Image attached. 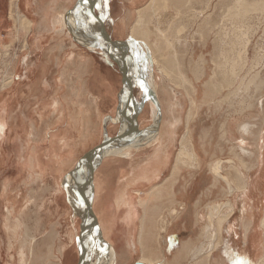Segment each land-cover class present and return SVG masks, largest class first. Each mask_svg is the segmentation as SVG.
I'll list each match as a JSON object with an SVG mask.
<instances>
[{
    "label": "crops",
    "instance_id": "1",
    "mask_svg": "<svg viewBox=\"0 0 264 264\" xmlns=\"http://www.w3.org/2000/svg\"><path fill=\"white\" fill-rule=\"evenodd\" d=\"M77 1H24L27 12L33 15L32 19L26 15H21V18L31 23L33 35L30 42L36 48L32 57L36 59L30 67L25 66L24 89L17 91V97L19 102L33 103L35 117L23 123L19 117H11L9 129L13 122L27 128H21L23 133L17 136L18 152H11L8 144L7 150L0 155V261H4L3 264L78 262L73 212L61 189L62 179L69 171L64 168V163L72 160L77 163L83 156V150L88 149V143L94 145L102 141V133L107 132V127H104L106 119L117 117L123 79L118 65L109 55L98 50H75L72 33L70 36L58 28L56 17L69 14ZM149 1L107 0L104 24L112 40H130V30L138 12L145 10ZM9 10L14 11L13 8ZM144 21L148 23V19ZM49 33L58 36L50 38L52 47L48 53L39 54L40 40ZM25 41L22 39V44ZM3 42L0 41V45ZM7 43L10 45L9 41ZM187 44L201 47L197 42ZM252 57L254 62L258 61L257 55ZM23 59L32 62L31 58ZM195 60L198 62L196 66ZM175 62L178 69L173 65L169 76L163 72L157 74L158 93L163 95L160 120L163 122L161 131L164 132L152 136L146 145L130 150L127 155L103 159L93 175V212L102 237L113 249V264H227L219 260L218 250L206 245L207 238L203 234L204 218L210 207L218 204L212 198H218L221 190L225 193V188L218 189L222 182L212 177L210 167L215 161L230 160L228 155L231 152L235 154L241 141L250 157L264 150V129L261 132L253 126L254 123L264 125V83L258 87L256 79L253 81L248 97L245 94L247 107L241 115L236 113V102L228 100V104L234 107V126L231 127L230 123L229 131L223 127L222 134L217 137L213 122L216 105L211 100L217 87L216 82L213 86L210 83L214 76L211 56L201 55L200 59L191 61L182 57ZM201 66L202 73L196 74ZM206 66L210 67L209 72ZM206 75L207 93L204 96L210 100L196 102L192 96L198 92L203 94L205 90H196L194 77H198L200 82ZM261 77L264 73L254 78ZM30 87L36 88V92L29 91ZM145 114V118L141 116L143 123L140 124L149 126V118ZM107 123L110 125L109 121ZM245 123L251 127L247 134L240 131V126ZM111 124L117 125L118 130L120 125ZM228 132L236 137L233 144L228 143ZM10 133L7 142L10 141ZM251 138L256 139L254 148L249 143ZM181 151H187L183 157L193 160L179 162ZM11 158H16V161L9 176ZM185 163H190L189 167ZM186 173L199 177L189 182L185 178L180 180V175ZM194 192L197 197H194ZM180 206L183 208L178 210L175 218L168 216L171 210ZM152 216L161 220L155 229L148 223ZM164 217L172 219L168 221ZM178 220L180 229L170 231V228L178 229ZM161 225L163 232L160 231Z\"/></svg>",
    "mask_w": 264,
    "mask_h": 264
},
{
    "label": "rangeland",
    "instance_id": "2",
    "mask_svg": "<svg viewBox=\"0 0 264 264\" xmlns=\"http://www.w3.org/2000/svg\"><path fill=\"white\" fill-rule=\"evenodd\" d=\"M24 1L25 0H19V2L17 1L14 2V0H0V41H4L3 42L4 44L0 45V83H4V82L6 83L8 81H11L10 86L5 87L3 91H0V115H2L5 118V124H6L4 132L0 131V155L3 152V150H7L8 144H9L10 151L16 154L19 150L17 136L23 133L22 129L25 130L24 128H27L26 126L19 127V125H16L13 122L12 126H10V129H9L8 127H9V123L11 122V120H13V118L19 117L20 123L21 121L23 123V121L27 119L32 120L35 117V110L33 107V103H27V102L22 103V101L19 102L18 97H17V91L19 92L20 89H24L22 83L26 81V79L24 78V74L26 73V69H25L26 67L23 64V60L25 61V59L23 58H26V59L31 58L32 62L30 63V66L32 65L33 61L36 59L32 57L33 55L30 54V48H28L30 47V40L33 35L31 33V23L28 22L29 29H27L26 26L28 23H26V26H25L24 25L25 22H23L24 24H22V21H21L23 20V18H21V15H26L28 19H32L31 17L33 15L31 12H27V4L24 3ZM163 2L162 0L155 1L154 2V5H156L155 11L147 13L144 17V19L145 18L148 19V23L144 21L143 23L144 27L139 31V33L141 34L137 38L141 39L143 43L145 42V45L141 44L140 47L139 46L137 47L136 45H134L135 47L133 46V48L136 52L138 49L139 52L142 54H144L143 53L144 51L146 52V54L147 53L149 54L151 52V57L153 58L151 62V65H152L151 67L153 71V78H154L153 80L156 85L158 84L157 74L160 71L159 69L165 70V72H167V75H170L169 70L171 69L173 65H176L175 69L177 70L178 68H177V64L175 61H177L178 59L181 60L182 57H185L187 61H191L193 59H198V58L200 59L201 55L202 57H205V56L209 57V55L211 56L212 62H214L213 63L214 76L213 78H211L212 81L210 83H212V86H213L214 83L216 82V87H217L216 88L217 92L215 91L216 93L211 99L212 101L214 100L215 105H216L215 106L216 115L213 119V122L215 124V130H216L215 134L217 135V137H220V135L223 132V127H225L227 131H229L228 125L231 123V127L234 126V122H233L234 107L232 104L231 105L228 104V100H231V102H236L235 103L236 113L240 114L244 112L245 108L247 107V104L245 102L247 99L246 95L248 97V94H249L248 90L249 88L252 89L253 83H254L253 81L255 79L258 80L257 78H254V77L256 76L259 77L263 75L264 73V67H263L264 65V0H163ZM14 3H15V6H14ZM12 8L14 9V11L9 10ZM86 9L85 10L83 9V10L88 12ZM94 10H95V13L96 12L97 14L99 13V16H103L101 3L97 4ZM201 12L204 15L203 14L200 15ZM197 15H200V17H198ZM88 22L89 24L92 23V21H89V20ZM178 22L180 23L178 24ZM202 22L210 23L211 33H208L206 31L205 34H208V36H204L203 34L202 38L199 39V37L195 36L194 34L197 33L199 26L203 24ZM222 25H224V27ZM104 27L106 28V25ZM180 27H182V29ZM84 28L85 27L81 28L79 26H78V29L76 28L75 30L76 34L75 35L72 34L75 40L80 42V40L77 38L81 39L87 36L84 32L85 30ZM221 30L223 31V34L225 31L227 32L228 38L226 37L225 39H229L228 41H231V39L233 40L232 45L230 44L226 45L225 43L223 44L222 38L220 36ZM67 32L71 36L70 31L67 30ZM63 35H66V34H63ZM53 36H58V35H56L55 33L53 34L49 33V34H46L44 37H42V39L40 40L41 48L39 47L40 49L38 50L39 54L48 53V50L52 47V45L50 44L51 43L50 38ZM181 37L182 39L178 40V38H181ZM27 38H29V40ZM158 38L161 40H159ZM22 39L23 40L26 39L27 41H25L24 44H22ZM8 41L10 45L7 43ZM196 42L200 43L201 47H199V45H188L187 44V43L190 44V43H196ZM205 43H208V45L204 46L203 44ZM6 45L8 46L4 47ZM24 45H26L25 46L26 48L23 47ZM74 46H77L75 47L76 48L75 50H79V51L86 52L85 51L86 49L89 51L92 50L90 49L91 47L88 48L86 44L79 45L76 43ZM227 48L229 51L233 52L234 55L231 54V52L228 53ZM97 50L100 51L99 49H96V48H94V50L92 51L96 52ZM252 55L258 56V58H256L258 60L257 62H254L255 60H253ZM3 56H6L5 59L4 58L2 59ZM18 56H20V58H19V61L17 62L15 60L18 59ZM225 58L227 59L225 60ZM11 59H13L14 61H12ZM243 59H245V64H243ZM16 62L18 64V69L14 71V69L17 67V65L14 64ZM194 64L196 66L198 62H196L195 60ZM242 65H244V68L242 67ZM206 67L208 69L207 72H209L210 67L208 66ZM142 69L144 71V68ZM195 73L196 74L202 73V66L201 68L198 67ZM215 75H218V76L216 77ZM207 76L208 75H206L205 78L202 77L200 82H199L198 77H194L195 78L194 80L196 83L195 85L196 90L197 89L205 90V88H207L205 86L206 84H204L205 81L208 82ZM260 81H262L261 83L262 85L264 83V77H261L259 78L258 81H256V83L258 84L257 85L258 87H260ZM18 84L20 85L17 86ZM187 85H189V81ZM139 90L140 89L138 87L136 88V86L133 88V92H134L133 95L135 97V100L138 103L141 102L139 97H141V94H142L141 91ZM206 91L207 90H205L203 94H201V92H198V94L193 95L192 96L193 100L195 99L196 102H209L210 98L207 99L204 96L207 93ZM208 93H209V90H208ZM159 103H160V99H159ZM238 105L240 108L238 107ZM207 107H209V104H207ZM24 115H25V118L23 117ZM243 121L247 122L248 120L244 119ZM111 125L113 124L110 123L109 127L107 126L106 134L108 137H114L120 131V126H118V130H117V125H113V126ZM253 125L255 126V128H258V130H260L261 132L264 129V125L263 126L256 125L255 123ZM138 126L140 130H144L148 128V126H146L145 124H142V125L138 124ZM241 128H242V125L240 126V131L243 134H247V133H244L245 130H242ZM9 132H11L10 137H9L10 141L7 142ZM255 133H257V129L255 130ZM226 138L228 140V143L232 142L233 144V140L236 137L230 132H228ZM100 143L101 142H96L94 143V145L93 143H88L89 147L88 149L83 150L82 155H84L86 152H88L95 146L99 145ZM249 143H250V146L254 148V146L256 145V139L251 138ZM243 147H244V143L243 141H241L240 146H237V151H235V154L231 152V154L228 155L229 157L227 158L232 160L233 163L230 164L229 168H228L229 164L226 166L224 165L225 169L222 172L224 176L226 175L228 176V178L231 177L232 180L234 179V177L236 178L235 175L237 174L236 179L239 180L240 186L244 183L243 181L248 179L249 176L247 175H250V173L254 172L253 170H255V168L257 167V161L259 160V157L261 156L260 153H263V150H262L258 152L259 154L256 153L254 154V156L250 157V153H248L247 150H245ZM251 147H248V149ZM226 153L228 154V151H226ZM257 156L259 157L257 158ZM255 157L256 159H254ZM223 158L225 159V157H219L218 159H223ZM184 160L188 161V158L187 159L185 158ZM15 161H16V158H11L10 166H9L10 173H7L9 176L12 174V171H13L12 165L15 164ZM222 162H225V161H222ZM239 162L240 163L242 162V164H240ZM189 165L190 163H185V166L189 167ZM238 170L239 172H241L240 175L242 174L245 178L242 177V175L240 176L237 173ZM95 174H96V169L93 175ZM0 177H1V163H0ZM195 177H199V175H195L193 173H186V174L180 175V180H183L185 178V180H187L188 182L195 181L194 180ZM263 185L259 184L258 188H263L264 187ZM221 188H225V186L222 183H219L218 189L221 190ZM197 193H198V190H197ZM193 194H194V197L198 196V194L196 195L195 192ZM225 195L226 193H224V190L223 191L221 190V192L218 193V198H215V199L212 198V200L215 203L218 202L219 205L222 203H226V201L231 203L232 197L231 196L227 197ZM212 207H210V209ZM218 215L220 216L221 214H218ZM219 216H217L216 214L215 216H212V217L216 218ZM0 219H1V208H0ZM163 219L164 220L166 219L168 221L171 220L170 218H165V217ZM180 220H178V229L170 228L171 229L170 231L172 230L178 231L180 229V226H181L179 224L181 223L179 222ZM160 222L161 220H159L158 217L152 216L148 218V223L150 225V228L152 227V229H155V226H157L158 224L160 225ZM79 223H80L79 219H74V225H75V230L77 231V236L79 234ZM234 230L235 232L239 234V236L234 237V240L238 241L237 237H241L243 235V230H241V228L239 227H236ZM256 230H258V228H256ZM258 232H257L258 233L257 236L258 235L261 236L262 232H260V230H258ZM0 243H1V239H0ZM0 251H1V245H0ZM252 251L251 249L244 250L245 254L242 255L243 256L242 263H244L247 260H248L247 264H253L255 262L254 259L256 258L257 251L255 250H252ZM263 259L264 257L262 258V260ZM3 262L0 261V264H3Z\"/></svg>",
    "mask_w": 264,
    "mask_h": 264
},
{
    "label": "bare ground",
    "instance_id": "3",
    "mask_svg": "<svg viewBox=\"0 0 264 264\" xmlns=\"http://www.w3.org/2000/svg\"><path fill=\"white\" fill-rule=\"evenodd\" d=\"M16 1L17 0H14V2H16ZM88 1H90L91 5H93L94 8L96 7L97 4L101 3V0H88ZM155 1H157V0H150L149 4L147 5V8L141 12H138V16L136 18V22L134 24V27L132 30H130L131 38H130L128 44H126L124 47V54L127 58V61H129V63H131L133 65V67H136L139 70L144 68L145 76L143 75V71H142L141 75L144 78L142 76L137 77V79L135 80L136 84L139 85L140 87H143V83L145 82V85H147V87L149 89V94L152 96L153 99H152V101L146 100L145 103H143L142 105L139 103H136L134 100L131 99L130 93L128 92V87H129V85H131V87H133L132 84H133L134 79L131 81L129 72L126 71L125 72V81H126L125 82V91H123L119 96V104H118L119 107H118L117 117L115 119H113V118L106 119V123H105L104 127H107L108 121H109V123L112 122V123L118 124V125H120V133L127 135L132 128L133 111H135V110H138L137 123L140 124V122L142 121L141 116L143 117L144 112H146V114L148 115V118H149L148 121L150 122V125L148 126V128H146V130H144V133L141 135H138L136 137V139L134 141H132V143L110 145V146L104 148L99 155H94L92 157H86L84 159H80L77 163L75 160H74L75 162L72 160V161H69L68 163H64V168L68 169L70 172L68 171L66 176L63 177L62 183H61V189L64 190V193L66 194L69 205L72 209V212H73V219H72L73 222L72 223H73V225H74V219H79V221H81V219H82V217L86 211L85 201L87 198L90 197L91 191L89 188H83V182L87 177L89 168L98 163V161H99L98 158H101V161H102V159L107 158V157H119V156L127 155L130 150L137 149L140 146L144 145L147 140L151 139L152 136H156L158 133L164 132V131H161V130H163V128H162L163 122L160 120V116H161V105H160V103L162 101L163 95L161 96V93L160 94L158 93L159 87H157V85L154 83V80H153L154 79L153 78V71H152V67H151L152 66L151 62H152L153 58L151 57V52L149 54L148 53L146 54V52L144 51L143 52L144 54H142L139 52L138 49L136 52L133 48L134 45H136L137 47L138 46L140 47L141 44L145 45V42L143 43V41L137 37H139V35L141 34V33H139V31L144 27L143 23H144L145 15L147 13L155 11V9H156V5H154ZM162 2H163V0H162ZM239 5H241V4H239ZM14 6H15V3H14ZM86 7H87V3L83 2L82 7H81L82 9L81 8L78 9L75 16L65 13V14L60 15L59 17H56V22H57L56 24H57L58 28L61 29L62 32L63 31L66 32L68 29L70 31V33H72L73 35L76 34L75 30H76V28L78 29V26L81 28H83L84 26H87L88 29L89 28L91 29V32H88V34H86L87 36H85V37L82 36L83 38H81V39L77 38L80 40V42L75 40V38H74V41H76V43L79 45H81V44L85 45L86 44V46L88 48L91 47L90 49H92V50H94V48H96V49H99L101 51V53L109 55L110 52L106 48V45L103 44L101 40L95 39L91 35V33H99V32L104 33V32H106V30L104 31L105 27L103 29V27H101V25H100V22H97L95 19H93L92 23L89 24L88 20H90V15L88 12L84 11L86 9ZM97 10H98V8H97ZM184 10H185V8H184ZM201 14H203V13L201 12L200 15ZM200 15H197V16L200 17ZM230 16H232V15H230ZM98 18L102 21L103 16H99ZM17 19H19V18H17ZM23 22H25V24ZM87 22H88V25L86 24ZM26 23H28V21L26 22L25 19H23L22 24H24L26 26ZM179 23L180 22H178V24ZM194 23H196V22H194ZM178 24H177V26H178ZM103 26H105V24H103ZM222 26L224 27V25H222ZM26 27H27V29H29V23L27 24ZM180 28L182 29V27H180ZM206 31L208 33H211V26H210L209 22L201 24L199 26V29L197 30V33L195 32L196 34H194V35L198 36L200 39V38H202L203 34H204V36H208V34H205ZM220 36L222 38L223 44L224 43L226 45H229V44L232 45L233 44L232 39H231V41H228L229 39H225L228 36L226 31L223 34V31L221 30ZM179 39L181 40L182 37L178 38V40ZM159 40H161V39H159ZM241 45H242V43H241ZM25 46L26 45H24L23 47H25ZM75 47H77V46H74V48ZM28 48H30V54L31 55L36 53V51H34L36 48L34 47L33 42L31 43V46ZM92 50H90V51H92ZM227 50H228V48H227ZM229 52H231V51L228 50V53ZM212 54H213V52H212ZM231 54L234 55L233 52H231ZM5 57L6 56H3L2 59L3 58L5 59ZM226 59L227 58H225V60ZM17 62L14 63L15 65H17V67L14 69V71H16L18 69ZM30 63L31 62H29V61L23 62V64L25 66H28V67H30ZM142 66H144V67H142ZM159 70H160L159 74L160 73L162 74V72H163L166 76H169V75H167V72H165V70H162V69H159ZM143 79H144V82H143ZM168 79H170V78H168ZM258 80H256V81H258ZM160 83H162V82H160ZM260 83H262V82L260 81ZM10 84H11V81H8L6 83L5 82L0 83V91H3L4 88L10 86ZM36 85H37V83L34 84L33 86H36ZM30 86H32V85H30ZM29 91L35 93L36 88L34 89V88L30 87ZM159 99H160V103H159ZM238 107H239V105H238ZM244 112H245V110H244ZM146 114H145V116H146ZM188 115H191L190 112ZM143 118H145V117H143ZM141 123H143V122H141ZM99 124H101V123H99ZM5 126H6L5 118L2 115H0V131H3ZM250 128L251 127L246 123V124L242 125L241 129L245 130L244 133H247V131ZM104 133H106V131ZM104 133H102V138H103ZM261 135H263V134H261ZM158 137H159V135H158ZM182 149H183V147H182ZM187 154H188L187 151H181L178 155L179 156L178 161L180 162L181 160L185 159V157H183V156H186ZM190 154H192V153H190ZM260 154H261V156L259 155L260 157L257 156V158L259 157V160L257 161V167L255 168V170H253L254 172L250 173V175H247V176H249L248 179L243 181L244 183L241 186L239 185V180L236 179L237 174L235 175L236 178L234 177L233 180L231 179V177L228 178V176H226V175L224 176L222 174L223 170L225 169L224 167L229 164V166H228V168H229L230 164L233 163L231 160H225V162L218 160V161H215L214 163H212L211 167H210L211 175H213L212 177H215L217 182L220 181L225 185V191H226L225 193L227 196L229 195L228 197H230V196L232 197L231 198L232 201H231V203L226 201V203H222L220 205L219 204L215 205L209 210V212L207 213L206 217L204 218L205 220L202 224L203 234L205 233L206 238H207V241H206L207 244L206 245L210 246V248L212 246V249L215 248V250H218L219 260L225 261L227 264H247L248 260L245 261L246 263L244 261H243L244 263H242V257H243L242 255L245 254L244 250H248V249H251V251L252 250L257 251L256 258L254 259L255 262L253 261L254 262L253 264H264V261H263L264 259L262 260V258L264 257V187L258 188L259 184L263 185V183H264V150H263V153H260ZM188 159L193 160L190 157H188ZM254 159H256V157ZM68 160H69V158H68ZM242 162L241 163L239 162V163L242 164ZM244 169H246V168H244ZM237 173L240 175L241 172H239V170H238ZM242 177H244V176L242 175ZM215 178H213V179H215ZM93 185H95V183H93ZM93 190H94V186H93ZM92 194H93V192H92ZM93 199L94 198H92V202H91L92 212H93ZM182 208L183 207L180 206L178 209L171 210L169 213V217L175 218L179 212L178 210L179 209L182 210ZM93 214H94V212H93ZM216 214H217V216H219L218 214H221V215L219 217L213 218L212 216H215ZM94 216H95V214H94ZM95 218H97V217H95ZM97 223H98V221H97ZM79 225H80V223H79ZM98 226L100 229L99 223H98ZM236 227H239V228H241V230H243V235L241 237H237V239H238V241L236 240L237 242L234 240L235 236H239V234L237 232H235V230H234ZM256 228H258V230H260V232H262L261 236H259V235L257 236V234L259 232H258V230H256ZM160 231H162V232L164 231V227L162 225L160 227ZM89 239L92 242V245L94 246L95 252H93V256L87 264H113L114 260H115V255L113 253V249H112L111 245L108 244L105 241V239L102 237L101 230H100V238H99V235L97 233V230L94 228L93 231H91V233L89 235ZM230 250L232 252H230Z\"/></svg>",
    "mask_w": 264,
    "mask_h": 264
},
{
    "label": "water",
    "instance_id": "4",
    "mask_svg": "<svg viewBox=\"0 0 264 264\" xmlns=\"http://www.w3.org/2000/svg\"><path fill=\"white\" fill-rule=\"evenodd\" d=\"M88 1V0H87ZM84 2V0H78L75 4V6L73 7V9L71 11H69V14L71 15H76V12L78 9H80L82 7V3ZM101 4L103 7V19L102 21L98 18L99 15L95 13L94 10V6L91 5L90 1L87 2V10L88 13L90 15V20L92 21L93 19H95L97 22H100L101 27H103L104 29V18L107 16V9H108V5H107V0H101ZM88 25V22L86 23ZM85 30V34H88V32H91V29L87 26H84ZM105 31V29H104ZM91 35L98 40H101L103 44L106 45V48L109 50V55L111 56V58L114 60V62L118 65L119 70L121 72L122 75V79H123V86H122V91H125V72L128 71L129 75H130V79L131 81L134 79L133 81V87H131V85H129L128 87V92L130 93V97L132 100H134L136 103H138L135 100V97L133 95V88L136 86L140 89L141 91V97L140 100L141 102L139 104H143L146 100H151L152 101V96L149 94V89L147 87V85H145L144 79H143V87H140L139 85L136 84L135 80L137 75L138 76H142L141 72L143 70H139L136 67H133V65L131 63H129V61H127V58L124 54V47L126 44H128L127 41H116V40H112L111 37L106 33H91ZM127 61V62H126ZM143 75L145 76V73L143 71ZM143 77V76H142ZM144 78V77H143ZM135 83V84H134ZM120 93V94H121ZM137 115H138V110L133 111V124H132V128L130 130V132L126 135V134H121L120 131L114 136V137H108L106 133H104L102 141L99 145L95 146L94 148H92L91 150H89L88 152H86L81 159H84L86 157H92L94 155H99L101 153V151L110 146V145H114V144H123V143H132V141H134L136 139V137L138 135H141L144 133V130H140L138 123H137ZM99 161L97 164H95L94 166H91L88 170V174L86 179L83 182V188H89L91 193H90V197L86 199L85 201V213L80 221V225H79V234L77 236V248H78V262L77 264H87L92 256H93V252L94 251V246L92 245V242L89 239V235L91 233V231H93V229L95 228L97 230V233L99 235L100 238V229L97 223V220L92 212V208H91V202H92V192H93V174L95 169L97 168V166L99 165V163L101 162V158H98ZM139 264V263H136Z\"/></svg>",
    "mask_w": 264,
    "mask_h": 264
},
{
    "label": "snow or ice",
    "instance_id": "5",
    "mask_svg": "<svg viewBox=\"0 0 264 264\" xmlns=\"http://www.w3.org/2000/svg\"><path fill=\"white\" fill-rule=\"evenodd\" d=\"M85 3H87V0H84Z\"/></svg>",
    "mask_w": 264,
    "mask_h": 264
}]
</instances>
